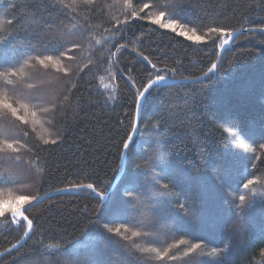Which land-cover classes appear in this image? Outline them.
Segmentation results:
<instances>
[{
    "label": "trees",
    "instance_id": "16d2710c",
    "mask_svg": "<svg viewBox=\"0 0 264 264\" xmlns=\"http://www.w3.org/2000/svg\"><path fill=\"white\" fill-rule=\"evenodd\" d=\"M189 2L196 12L206 11L217 23L228 26L238 27L243 23L248 27L243 19L245 13L254 23L264 21V11L261 10L264 0ZM250 2L254 5L252 8H248ZM133 3L135 5L136 0ZM11 4H15L16 8H10ZM52 4L53 0H0V18L14 20L9 29L13 35L8 40L16 45L20 41L28 43L31 37L35 50L30 55H58V45L49 37L56 29L73 21L52 7ZM122 12V0L120 3H114V0H94L92 5L79 7L75 39L83 44V48L69 53L76 60L68 61L65 58V63L75 67L78 63L82 65L87 62L89 33L80 27L84 25V17L93 26L102 25L100 28L93 27L92 33L95 38H101L108 35L103 32V28L110 27L108 18L113 15L123 18ZM189 18L195 19V16L189 13ZM49 27L52 32L48 31ZM5 35H0V39H4ZM245 35L248 33L228 46L230 52L222 53L223 68L211 85L198 82L174 83L168 88L154 91L143 109L142 134L138 137V143L147 141L153 145V149L156 147L154 139L158 133L151 126L156 119L153 115L155 112H163L166 116L165 127L159 132L166 136L169 143L162 149L163 157H158L153 149H149L151 160L145 162L134 158V163L128 166L127 171L137 172L141 191L146 193L141 197L140 211L147 212L156 221L155 226L143 228L142 231L167 233L169 243L181 238L190 243L203 240L208 245L205 252L211 247H222L225 241H230L231 251L227 264H264V256L260 255V250L264 249V205L258 199L248 218L242 221L232 202L233 195L238 196L243 192L242 185L247 179L264 177V154L259 149V144L264 143V51L257 45V39L264 37L257 34L256 39L245 40ZM113 43L128 44L114 58L117 65L114 68V80L105 71L106 61L89 66L79 72L78 76L76 72L65 76L55 69L45 70L40 66L28 69L32 78L26 83L37 84L38 87L32 92L43 98L40 107H47V101L53 95L66 93L70 87L68 81L76 84L71 92L72 103L58 109L51 126L53 136L61 134L64 139L56 145H44L37 135H46L40 127L33 132L30 125L14 122L18 126H8L9 135L19 139L32 151L21 149L19 163L0 160V171L9 170L19 184H32L28 191L34 193L38 190L41 195L64 188L70 183H95L98 180L112 182L119 168L118 149L113 141L117 138V130L123 127L120 121L126 126L128 115L135 107V87L132 81L138 87L146 82L149 72L153 76L156 74L137 53H143L158 68L165 65L176 67L175 79H184L200 76L216 59L218 51L212 43L207 46L196 45L146 21L131 23L124 30L123 38ZM107 47L94 46L93 59H97ZM133 48L136 52L132 51ZM5 49L11 51L7 45ZM63 50L59 48V51ZM228 61H233V64L229 66ZM114 85H118V98L105 104L104 100L111 94ZM233 125L234 130L239 132L238 139L256 147V154L236 147V141L225 131L226 126ZM24 132H28L27 137L23 136ZM0 155L6 156L7 153ZM255 155H261V161H256ZM36 156L45 162L40 165L44 170L39 174L28 163L35 160ZM253 162L257 165L255 169L251 167ZM136 164H145V167L137 169ZM161 168L174 172L177 187L166 197L150 199L153 169L159 172ZM34 180L38 183L34 184ZM166 182L167 179L161 181ZM0 187L8 188L12 185ZM124 187V181L120 179L115 187V200H119ZM181 203L186 204L185 210L179 208ZM102 210L100 201L89 190L66 192L43 199L26 213L34 220L35 233L18 252L13 251L0 257V264H22V257L39 258L34 242L41 240V237L45 245L59 243L63 246L66 241L81 237L85 230L92 232L100 229L103 223L109 222V218L102 215ZM185 211L196 212L195 218L191 214L185 216ZM128 214L136 220L141 219L137 212L129 210ZM97 216L100 217L99 221ZM118 223H128L129 227H135L126 220H117L112 226ZM22 234V228L10 226L4 219H0V252L19 240ZM113 241L107 249L99 245L98 248L102 250L94 257L81 250L79 264H86L90 258H111L113 261L133 264L138 254L128 246V242L119 237H113ZM150 241L151 237H142L138 242ZM201 259L206 258L196 253L175 264H200ZM23 264L32 262L26 259ZM50 264H63V257L52 256Z\"/></svg>",
    "mask_w": 264,
    "mask_h": 264
},
{
    "label": "snow or ice",
    "instance_id": "6c2138e0",
    "mask_svg": "<svg viewBox=\"0 0 264 264\" xmlns=\"http://www.w3.org/2000/svg\"><path fill=\"white\" fill-rule=\"evenodd\" d=\"M121 0H114V3H120ZM94 0H53L52 7L59 9L67 15L71 22L63 25L55 30V33L49 39L58 45L56 51L58 55H30L31 51L35 50V46L31 44V37L28 38V43L23 41L17 42L13 45L8 37L13 33L9 31L14 20L12 18H0V35H5L4 39H0V160L8 159L19 163L21 160V149L31 152L32 149L27 148L19 139L13 138L9 135L8 126H18L14 122H19L24 126H31L33 132L37 127L43 130V133H38L40 141L44 145H56L58 142H63V135L56 134L53 136L52 128L55 120V115L60 108H66L71 101V92L76 87V84L68 81L70 84L66 93L56 94L47 101V107H40L39 104L43 102V98L34 95L32 90L38 86L34 83H26L32 78V74L28 69H36L37 66L47 70L49 68L55 69L65 76H70L74 72L79 75L84 69L96 63L107 62V72L110 79H115L116 72L114 68L117 67L114 58L121 52V50L128 47L127 43L116 44L113 43L118 39L123 38L124 30L131 23L137 21H146L150 25L158 26V29L169 30L171 33L179 37H183L196 45H205L212 43L218 49L216 55L217 59L212 61L206 71L198 77H195L196 82L201 84L211 85L213 80L219 75L224 65V58L221 54L230 52V44H235L237 39L244 36L245 40L256 39L257 34L264 37V21L254 23L245 13L243 19L245 24H240L238 27L228 26L226 24L217 23L208 12H196L189 0H136L134 5L133 0H122V17L113 15L108 18L110 27L103 28L104 33L101 38H95L93 27L100 28L102 25H91L87 17H84V25H80L83 31L89 33L88 36V53L87 62L84 64H76L75 67L65 63V58L68 61L76 60L74 55H69L76 50L82 49L83 44L77 42L75 37L77 35L78 21H76L77 10L82 5H92ZM253 3L248 4V8H252ZM10 8L15 9L16 5H9ZM111 7V6H109ZM256 7H261L256 5ZM264 11V7H261ZM189 13L195 16V19L189 18ZM49 32L53 30L51 27ZM5 45L11 49H5ZM65 45H69L65 47ZM108 45L106 51L102 53L97 59H93L94 46H101L102 48ZM257 45L261 51H264V39H257ZM59 48H64L59 51ZM115 48V51H112ZM136 52V49H132ZM146 61L151 69L156 73L155 76L149 72L146 82L140 86H135V81H132L135 87L134 111L128 115V124L125 126L123 121H120L123 126L122 129L117 130V138L113 141L118 149L119 166L121 172L115 173L113 180L121 179L124 181L125 187L121 190L122 195L119 200H115V185L110 181H97L95 183H70L64 188L57 189L60 192H81L82 190H90L103 206L102 215L109 218L108 223H103L100 229L85 233L81 237H77L70 241H66L65 245L59 243L45 245L43 237L41 240L35 241L34 246L38 248L39 258L22 257L21 261L30 259L32 264H50L52 256L58 255L63 257V264H79V253L81 250L90 253L93 257L102 250L98 246L102 245L103 249H107L110 243H113V237H119L121 240L128 242V246L138 254L136 261L133 264H175L176 261H181L183 258H188L193 254L199 253L201 257L200 264H227V258L231 251V242L225 241L222 247L208 248L203 240L199 242L190 243L186 239L173 240L168 242L169 234L160 232H148L141 229L150 226H155L156 221L152 219L147 212L140 211L141 197L146 193L141 191L137 172H128L127 168L131 163H134V158L145 162L151 160L149 149H153V145L147 141L138 143V137L142 134L141 122L143 119V109L147 102L153 96L154 91L162 88H168L171 85L169 80L175 79L177 75V68H169L167 65L158 68L156 64L144 56L143 53H137ZM229 66L233 61H228ZM78 70V71H77ZM187 79V78H185ZM118 92V85H114L111 89V94L108 95L104 103L108 104L115 101ZM35 101V102H34ZM93 103H96L95 101ZM156 119L152 122V129L158 133L154 139L155 148L153 151L158 157H163L162 149L165 148L169 141L164 134H160L159 130L165 127L166 116L163 112H155L153 114ZM47 125V126H46ZM147 127V126H145ZM235 125L232 127H225L236 141V147L246 149L253 154L257 153V148L246 144L242 139H238L239 132L235 131ZM264 134V129H262ZM24 137L28 136V132L23 133ZM39 146H37L38 148ZM259 149L264 154V143L259 144ZM256 161H261V155H255ZM28 163L35 168L37 174L43 172V167L40 165L45 162L39 156L35 160H30ZM137 169L145 167V164H136ZM251 167L255 169L256 163L253 162ZM175 174L168 168H161L159 172L153 169L152 180V195L150 199H159L166 197L167 194L175 187H177V180L174 178ZM167 179L168 182L161 183ZM38 183V181H33ZM10 184L12 187H0V219H4L10 226L18 229L22 228L23 234L20 239L13 243L9 248L5 249L6 253L19 251L24 247V243L31 239L35 233L34 220L29 218L28 207L33 206L35 202L42 201L48 197L47 193L41 195L37 190L34 193L28 191L32 188V184H19L16 178L9 170L0 171V185ZM99 185V186H98ZM243 192L238 196L233 195V204L236 207V214L243 221L248 218V214L254 208L259 199V202L264 205V177L255 176L247 179L242 185ZM191 191V189H190ZM111 193V194H110ZM195 201V198H192ZM147 207V206H145ZM181 210L186 209V204L179 205ZM129 210L137 212L141 219L136 220L129 216ZM192 215L194 218L196 212H184L185 216ZM100 217L97 216V221ZM117 220H126L134 224L129 227L128 223H118L112 226ZM183 224V220H181ZM142 237H151L150 242H138ZM186 247H182L185 246ZM4 253H0L2 257ZM260 255L264 256V249L260 250ZM86 264H124L123 261H113L111 258L106 260H99L90 258Z\"/></svg>",
    "mask_w": 264,
    "mask_h": 264
},
{
    "label": "water",
    "instance_id": "95a60500",
    "mask_svg": "<svg viewBox=\"0 0 264 264\" xmlns=\"http://www.w3.org/2000/svg\"><path fill=\"white\" fill-rule=\"evenodd\" d=\"M231 45V44H230ZM229 45V46H230ZM221 56H222V54H221ZM216 59H217V57H216ZM215 59V60H216ZM198 77V76H197ZM186 82H196V80H195V78H187V79H172V80H169V84H174V83H186ZM122 171V169L120 168V166H119V168H118V171H117V173H119V172H121ZM120 181V179L118 178V179H116V180H113L112 182L114 183V185L115 186H117V184H118V182ZM90 191V190H89ZM73 192H76V191H73ZM61 193H66V192H60V191H57V190H53V191H50V192H47V194H48V197H50V196H53V195H57V194H61ZM111 194V193H110ZM43 195V194H42ZM45 199V198H44ZM40 202V201H39ZM39 202H35L34 203V205H36L37 203H39ZM33 205V206H34ZM33 206H26V207H28V209L29 208H31V207H33ZM22 243H24V242H22ZM10 247V246H9ZM8 247V248H9ZM7 249V248H6ZM0 253H4V255H6V254H8V253H6L5 252V250H3V251H1ZM3 255V256H4Z\"/></svg>",
    "mask_w": 264,
    "mask_h": 264
}]
</instances>
